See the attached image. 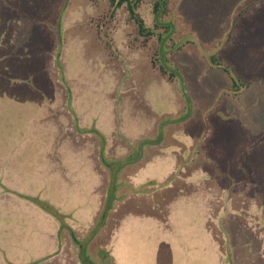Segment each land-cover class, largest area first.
<instances>
[{
	"label": "rangeland",
	"instance_id": "obj_1",
	"mask_svg": "<svg viewBox=\"0 0 264 264\" xmlns=\"http://www.w3.org/2000/svg\"><path fill=\"white\" fill-rule=\"evenodd\" d=\"M169 1L177 75L126 3L0 0V264H264V0Z\"/></svg>",
	"mask_w": 264,
	"mask_h": 264
},
{
	"label": "trees",
	"instance_id": "obj_2",
	"mask_svg": "<svg viewBox=\"0 0 264 264\" xmlns=\"http://www.w3.org/2000/svg\"><path fill=\"white\" fill-rule=\"evenodd\" d=\"M107 1L113 7H120L123 3H126L129 15H130L131 19H133L136 22V24L138 25V31H139V33L141 35H143V34H146V35L148 34L147 36H154V35L157 36L158 35V37H159L158 41L161 42L160 48H159V55L161 57L162 67H164L167 70H171L172 74L177 75V71L170 66V63L168 62L169 60H167V57H166L167 56V52L166 51L171 49V47L166 49V46L162 45V43L164 42L163 41L164 36L166 34H168L167 35V37H168L169 34H171V32H172V26H170V24L166 22L167 21L166 17H168L169 12H170V7H169L170 1L169 0H154L153 7H152V13H153V16H154V27L151 30H147L144 27L143 22L141 21V19H139L138 15L136 13V9L138 7V4L141 2V0H132V1H129V0H118V1H116V0H107ZM159 27L163 28V32L156 34L155 32L158 30ZM147 31H148V33H147ZM163 49H164V53H160ZM215 57L214 56H210V63H212V64L216 63L215 62ZM216 66L219 67L220 65H216ZM162 67H161V69H162V72H163L164 69ZM234 85H236V82L234 83ZM184 96L187 97L186 93L184 94ZM104 163H105L104 165L106 166V169L108 171V174L110 175V181H109L110 185H109V188L107 190V197L105 198V201L103 203V207L101 208V212L99 213V216H98V218H97V220L95 222L93 230L91 231L92 235H95L98 232V230L105 224V221H106V218H107L109 212L113 211V204H114L115 200L112 199V198H115V196L114 197H110L111 203L109 202V196H108V192L110 191V188H111V180H112L113 176H115V178H118V173H120L122 170L125 169L124 166H127V165H124V164L117 165V166L112 164V166H110L111 164L106 163V162H104ZM170 178L171 179L169 181L172 183V181H173L172 178L173 177H170ZM139 190L140 191L138 193L140 195H143V196H145V195L150 193V190L144 191V192H141L142 189H139ZM122 194H124V193H122ZM41 208H43L44 210L47 209L45 205H41ZM72 238L74 239V236H72ZM80 247L82 248V249H79V251L81 252V259H82L81 261L83 262V264H92L86 258L85 249L83 248V246L81 244L78 246V248H80ZM111 261H112V259H111Z\"/></svg>",
	"mask_w": 264,
	"mask_h": 264
},
{
	"label": "crops",
	"instance_id": "obj_3",
	"mask_svg": "<svg viewBox=\"0 0 264 264\" xmlns=\"http://www.w3.org/2000/svg\"><path fill=\"white\" fill-rule=\"evenodd\" d=\"M254 77V76H253ZM219 208L221 209V210H223V209H225V204H224V202H223V204H220L219 205ZM233 212H235V213H237V214H228V216H226L225 218H223V221L222 222H220V224H221V226H222V228H223V231H225V224H227V223H230L231 221H226L227 219H229V218H235V219H237V222L239 223V221H240V219H241V216L239 215V211H237V210H234L233 209ZM235 219H234V221H235ZM231 224V223H230ZM264 228V227H263Z\"/></svg>",
	"mask_w": 264,
	"mask_h": 264
}]
</instances>
